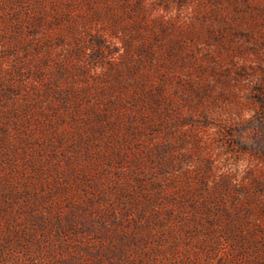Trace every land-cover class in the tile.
Here are the masks:
<instances>
[{"label":"rangeland","instance_id":"374dc122","mask_svg":"<svg viewBox=\"0 0 264 264\" xmlns=\"http://www.w3.org/2000/svg\"><path fill=\"white\" fill-rule=\"evenodd\" d=\"M0 264H264V0H0Z\"/></svg>","mask_w":264,"mask_h":264}]
</instances>
